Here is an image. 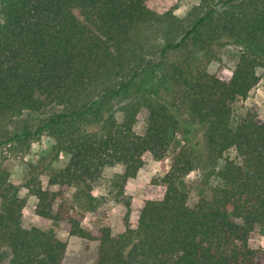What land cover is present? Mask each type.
Here are the masks:
<instances>
[{"label":"trees","instance_id":"obj_1","mask_svg":"<svg viewBox=\"0 0 264 264\" xmlns=\"http://www.w3.org/2000/svg\"><path fill=\"white\" fill-rule=\"evenodd\" d=\"M175 8L169 0H0V263L63 260L64 242L22 228L26 201L3 167L45 135L67 156L48 178L59 190L42 189L36 166L23 187L37 215L97 243L95 264H264V251L248 246L256 229L264 236V122L250 112L232 118L264 69V0H200L183 19ZM229 45L238 60L223 80L208 67ZM172 150L154 181L161 199L145 201L133 227L125 220L117 235L93 234L66 208L52 212L62 188L88 194L115 164L125 184ZM194 171L215 185L189 205L183 179Z\"/></svg>","mask_w":264,"mask_h":264},{"label":"rangeland","instance_id":"obj_2","mask_svg":"<svg viewBox=\"0 0 264 264\" xmlns=\"http://www.w3.org/2000/svg\"><path fill=\"white\" fill-rule=\"evenodd\" d=\"M175 4L173 15L183 19L188 12L197 6L200 0H169ZM179 13V15H177ZM239 48L234 45L225 46L221 51L220 60L212 62L208 70L219 78L228 80L238 60ZM259 81L250 91L247 98L238 100L232 105V118L236 122L246 112L253 113L259 121L264 122V69H258ZM117 121L121 122V115L117 114ZM145 111H142L133 131L143 135L146 129ZM170 151L167 158L156 161L148 158L137 172L134 179L121 184L123 166L115 164L103 168L99 179L94 183L90 193H83L80 188L70 187L61 189V197L52 204V212L62 206L70 214L81 219V226L95 234L100 227L110 229L112 235L124 230L125 220L128 226L133 227L143 203L147 200H159L163 195V188L154 181L160 179L168 170L170 160L174 155ZM230 155H233L231 153ZM4 156V155H2ZM67 163V156L58 152L54 142L42 135L32 142L30 149L25 153H15L5 158L3 167L9 174L11 183L26 201L22 210L21 226L24 229L36 228L53 234L58 240L65 243L66 249L61 264H95L97 260V243L68 236L62 227L52 220L40 217L35 209L37 200L29 195L23 187L31 166H36L41 173L39 179L43 190L58 191L48 183L49 176ZM213 180H206L199 171L189 173L183 179V187L187 194L188 204H195L200 198H208ZM248 246L264 251V236L256 229L249 237ZM0 264H4L1 262Z\"/></svg>","mask_w":264,"mask_h":264},{"label":"clouds","instance_id":"obj_3","mask_svg":"<svg viewBox=\"0 0 264 264\" xmlns=\"http://www.w3.org/2000/svg\"><path fill=\"white\" fill-rule=\"evenodd\" d=\"M177 15H179V13H177Z\"/></svg>","mask_w":264,"mask_h":264}]
</instances>
